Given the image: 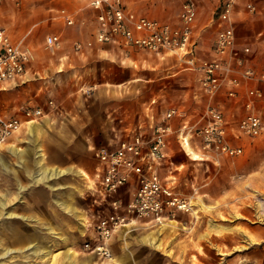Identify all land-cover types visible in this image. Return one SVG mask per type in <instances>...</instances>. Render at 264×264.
I'll list each match as a JSON object with an SVG mask.
<instances>
[{
    "label": "rangeland",
    "instance_id": "rangeland-1",
    "mask_svg": "<svg viewBox=\"0 0 264 264\" xmlns=\"http://www.w3.org/2000/svg\"><path fill=\"white\" fill-rule=\"evenodd\" d=\"M86 1L88 0H1L0 18L3 23L5 22L4 26L11 40L15 41L32 21L51 14L67 13ZM108 1L150 17L175 20L182 0ZM197 1L201 4V16H204L205 9L202 4L205 5V2ZM106 2L101 1L99 5L91 4L89 10H95V12L81 17L85 21L84 24L87 23L89 26L88 19L95 17L96 10ZM76 15H71V25L67 23L65 17L45 20L35 28L33 27L23 40L27 46L24 48L31 52L37 64L41 66L45 62L54 64L56 68L52 74L61 76L59 73H63V78L59 77L63 81L61 85L69 86L73 90L78 89L74 70L68 71L70 76H67L64 70L62 71L67 57H61L63 53L60 48L46 47L45 37L49 32L61 33V37L67 39L80 37V31L70 33L64 26H72L77 18ZM135 55L137 60L129 61L128 64L132 76V87H135L130 97L134 111L132 119H136L142 101L153 95L158 87L161 73L166 71L161 65L156 64L158 57L154 53L139 51ZM115 70L117 73V68ZM67 92L66 88L61 94H57L58 100L52 96L48 97L53 99L51 107L58 108V103L75 106L81 94L71 92L65 95ZM192 103L194 104V101ZM48 104L43 105L42 117L50 111ZM52 122L49 124L47 121L45 129L37 130V136L42 133L41 135H44L48 141V149L41 144L46 160L48 163L60 166L61 159H68L73 162L72 166L81 170L82 173L67 172L57 179L46 181L48 184L31 179L30 186L33 190L30 193L34 198L33 204L29 205L25 199L26 190L21 191L18 197V178L15 179L14 194L9 190L12 184V169L9 168L6 172L4 168L3 172L0 168V264H69V258L65 254L67 248L73 250L74 264H264V187H259L254 181V173L248 172L249 168L264 167V135L255 138L244 135L241 143L245 146V152L241 156L242 151L235 158L212 154V157L206 160L191 157V153H187L189 149H186L187 152L181 149L175 138L171 141L172 151L174 156L176 155L174 163L182 164L181 173L186 179L185 185L181 186L184 193L188 192L189 180L214 188H218L226 179H229V185L234 184L235 180L230 181L231 176L226 175L225 172L229 167L236 166L238 162V166L243 171L242 175L236 177L243 182V196L237 199L239 206L232 205L231 208L234 214L242 217V222L234 227L237 232L229 226L216 238L212 237L214 230L209 228V221L221 224L233 214L230 212L224 214L216 210L211 203H206L204 199L207 196L200 189L193 195L195 197L190 198L191 213L182 216V223L176 220L170 223L166 220L164 224L146 225L138 220L130 221L117 232L115 231L109 240L111 256L103 257L83 248L86 240H94L93 237H89L88 229L92 228L97 218L107 211L103 196L98 192L91 193L86 188L92 181L89 176L96 164L93 145H106L110 138H98V132L103 131L102 128L74 124L60 125L56 124L59 123L56 120ZM83 133L85 136H82ZM261 133L264 134V128ZM190 149L198 156L200 155L196 147ZM13 157V155L8 156V163L11 164ZM52 181L58 187H51ZM63 183H70L71 188H68L72 191L67 192L63 189L61 187ZM231 197L236 199L234 193ZM12 198H15V204L19 206L12 203ZM55 199H67L75 203V207L84 216L86 211L90 212L93 215L90 217L91 223H84L88 226L84 225L80 230L77 216L62 209ZM24 203L27 205L23 206ZM204 220L206 221L204 232L197 233V228L200 229L203 226ZM58 235L65 236L67 239L62 241Z\"/></svg>",
    "mask_w": 264,
    "mask_h": 264
},
{
    "label": "crops",
    "instance_id": "crops-1",
    "mask_svg": "<svg viewBox=\"0 0 264 264\" xmlns=\"http://www.w3.org/2000/svg\"><path fill=\"white\" fill-rule=\"evenodd\" d=\"M183 1L184 0L181 1V4ZM191 1L196 8V16L192 22L194 52L198 58H211L216 55L214 44L219 30L218 12L222 0H204L205 5H207L205 6L202 4V7L205 9L204 16H201V4L199 1ZM91 4L90 0H88L78 5L74 10L67 12L70 15H78H76L77 18H75V22L72 26H70V23V25H64L65 29L70 33H77L80 31V37L67 39L62 36L61 42L57 46L52 47L53 49L60 48L61 53H63L61 57H67L64 66H62V71L64 70L67 76H70L68 71L74 70L78 81V92L77 90L71 89L69 86L64 87L61 85L63 81L60 80L59 77L63 78V73H59L61 76L57 74L53 75L52 72L56 68L54 64L50 65L45 62L44 65L41 66L37 64L32 56L26 61L25 69L20 75L13 79L5 80L0 85V112L6 117L14 116L22 121V128L17 133L10 135L6 142L0 146V168H2L3 172L4 168H6V172L7 169H12V184L9 190L14 194L13 192L16 190L15 179L18 178V197H20L19 194L21 191L26 190L25 199L29 205H32L34 196L30 193L31 190H33V187L30 186V180L33 179L34 181V178L44 173L45 169L55 168L62 171L60 175L50 178L48 181L57 179L67 172L82 173L81 170L74 168L71 164L73 162L68 161V159H61L59 162L60 166L48 163L41 148V144H43L45 149H48V141L44 135H41L42 133L37 136V130L41 128L45 129L47 121L49 124L53 123V120H56V122H59L56 124L60 125L74 124L77 126L102 128L101 130L103 131L100 133L98 132V138H110L106 145H115L121 138L129 137L134 132L142 131L144 134L150 133L152 127L165 118V113L170 108H174L176 112L170 118L166 119L171 126V132L168 134L167 138L166 156L157 166L160 175L165 179L166 184L174 191L192 199V197H195L193 195H195L198 190L202 189L203 194L207 196V198L204 199L206 203H211L213 207H216V210L224 214H228L229 212L233 214L221 224L209 221V228L214 230L212 232L214 235L212 236L213 238L219 236L220 232L227 229L229 226L230 229L237 232V229L234 227L239 222H242V217L234 214L231 208L232 205L238 207L239 204L237 199L243 196V182L236 177L242 175L243 171V169L238 166V162L236 161V166L229 167L225 172L226 175L231 176L230 181L235 180L234 184L229 185V179H226L221 182L218 188H214L213 186L208 187L203 183H196L192 180L190 182L189 180L187 186L188 192L186 193H184L181 188V186H183L182 184L185 185L186 183V179L181 173L182 164L174 163L176 155L174 156L171 147L173 138L176 139L181 149H189V151L187 152L186 150V152L188 154L191 153V157L193 158L198 157L199 159L206 160L212 157V154L208 152L204 153L199 147L198 137H196L195 134H186L185 131L186 126H196L203 122L201 116L207 102L206 97L201 91L196 74L187 66L181 54L170 51L151 52L145 49H137L129 47L122 41H96L95 34L99 27L97 14L100 12L101 8L96 10L95 17L88 19L90 22L89 26L87 23L84 24L85 21L82 19L83 16H89L95 12V10H89ZM248 4H250L252 8L248 7ZM124 8L135 12L137 15L147 16L134 9L128 7ZM55 17H61V15L51 14L32 21L17 40L21 41L23 47H27L26 44L23 43V40L30 33L31 29L45 20ZM151 18L158 19L171 25L178 23V15L175 20L162 17ZM0 25H5V22L3 23L1 18ZM231 25L235 34V44L233 48L235 53L231 50H227L222 54V57L227 60L233 68L242 69L251 67L256 72L257 76L264 74V0H236L232 11ZM52 33L56 32H49L46 36ZM89 41H91V44H88ZM244 47H248L249 51H244ZM139 51L154 53L158 57L156 64L161 65L166 71L161 73L158 87L155 89L153 95L142 101L136 119L133 118V120L132 115L134 111L131 106L130 97L135 87H132V76L128 64L129 61L137 60L135 54H138ZM238 59L242 61L241 65L237 63ZM60 64L62 65L63 63L61 62ZM116 68L117 73L115 70ZM236 73V71L232 72L233 75ZM170 80H172V83H170ZM247 83L248 85L256 86L264 85V82L260 79L248 81ZM246 87L245 84H241L235 88L237 96H229L227 95L228 85L224 84L213 100L225 114V124L227 128L226 138L231 145L239 148V153L242 151L240 156L245 152V146L241 143L243 142L241 140L244 135L251 138L264 135L261 133L262 131L257 135H249L239 130V121L247 112L244 106V102L248 98L246 95ZM66 88L68 92L65 95H69L71 92H76L78 95L81 94L80 98L77 100V104L75 106H70L58 103V108H52V105L48 104V101L53 99H48V97L52 96L57 99V94H61ZM193 101L194 104L192 103ZM45 104L49 105L48 109L50 111L45 113L46 115L43 116L44 118L39 116L34 120L26 119V116L23 114V108L26 105H40L43 107ZM254 105L257 112L261 115L262 120H264V98L256 99ZM55 113L57 115L56 117ZM262 128H264V124H262ZM82 136H85V134L83 133ZM194 147L198 149L199 156L190 149ZM9 155L14 156L11 160V164L8 163ZM228 157L235 158L238 156ZM85 169L87 170V168ZM93 171L94 167L89 176L90 180L92 178L94 179ZM248 172L249 174L254 173V181L258 183L259 187H264V167L249 168ZM95 182L97 181H90L86 189L91 193L96 194V192H98L99 195L103 196L107 205L106 213H108L110 211L109 198L106 197L105 193L101 192V188H99ZM42 183L48 184L46 181H42ZM52 184L53 185L50 184L51 187H58L54 184V181H52ZM134 186L135 179L131 178L128 183L119 189V195L123 201L129 198L130 191ZM61 187L68 192L71 188V184L63 183ZM2 188H4V184H2ZM233 193L236 196L235 200L231 197ZM66 194L68 197V193ZM55 200L62 209L74 213L78 217L77 220L80 230L83 229L84 225L86 227L88 226V224L86 225L84 223L90 222V217L93 216L90 212L86 211L84 216L83 213L75 207V203L73 204L67 199ZM12 203L15 204V198H12ZM27 203H24L23 206H26ZM15 205L19 206V204ZM106 213L104 212L101 215ZM190 213V211L177 212L176 216L168 219V221L171 223L176 220L182 223V216L186 214L189 215ZM137 220L146 225H155L140 219ZM205 222L204 220L203 226L200 229L197 228V233L204 232ZM186 223L188 224V220ZM120 228H118L116 232ZM257 230L258 233H260V230ZM88 232L90 233H88L90 235L89 237L94 238V226L88 229ZM58 236L62 241L67 239L65 236Z\"/></svg>",
    "mask_w": 264,
    "mask_h": 264
},
{
    "label": "built area",
    "instance_id": "built-area-1",
    "mask_svg": "<svg viewBox=\"0 0 264 264\" xmlns=\"http://www.w3.org/2000/svg\"><path fill=\"white\" fill-rule=\"evenodd\" d=\"M16 1V0H11ZM100 6L97 14L98 30L95 40L98 42L122 41L129 47L145 49L151 52L170 51L181 54L187 66L194 71L201 91L206 97V105L202 113L203 122L196 126L185 127L186 134L198 137L199 147L203 152L215 156H235L239 148L231 145L226 138L225 114L214 103V97L222 85H228L227 95L237 96L236 87L245 84L248 98L244 102L247 112L239 121V130L245 134L257 135L262 131L261 115L257 112L254 101L264 98V85H248V81L260 79L264 82V74L257 76L251 67L242 69L233 66L222 57L227 50L233 53L235 34L231 25L232 11L236 0H222L218 12L219 30L216 36L211 58H198L194 52L192 22L196 16V8L191 0H184L178 12V23L171 25L145 15H137L108 0ZM93 4V3H92ZM248 7L252 6L250 4ZM67 23L72 22L71 15L61 12ZM225 24V25H222ZM61 42L58 33L45 37V46H57ZM91 44V41L88 42ZM249 51L248 47L243 48ZM31 58V52L21 45V41H12L4 26L0 25V85L3 81L13 79L25 69V63ZM239 65L241 60H237ZM233 71L237 73L232 74ZM48 103L52 105V100ZM176 110L170 108L165 118L157 122L150 133L137 131L129 137L121 138L115 145H93L96 159L92 181L101 188L109 198L110 211L101 215L94 225V240H86L83 248L103 257L111 256L109 240L115 231L140 219L149 224H160L174 218L177 212L192 209L190 199L174 191L160 175L157 166L166 156L168 134L171 126L166 121ZM23 114L27 120H34L43 114L40 105H26ZM22 128V121L14 116H4L0 112V146L8 137ZM185 134V136H186ZM135 179V186L129 198L123 201L119 189Z\"/></svg>",
    "mask_w": 264,
    "mask_h": 264
},
{
    "label": "bare ground",
    "instance_id": "bare-ground-1",
    "mask_svg": "<svg viewBox=\"0 0 264 264\" xmlns=\"http://www.w3.org/2000/svg\"><path fill=\"white\" fill-rule=\"evenodd\" d=\"M97 1H99V0H90V4L91 3H95V2H97ZM60 173H62V171L61 170H58V169H50V168H48V169H45L44 170V173H42L40 176H37V177H35L34 179L36 180V181H48L50 178H53V177H56V176H58ZM73 211V210H72ZM8 214H12V212H8ZM78 218V217H77ZM82 221V220H81ZM65 254H66V256L69 258V264H74V254H73V250H70V248H67L66 250H65Z\"/></svg>",
    "mask_w": 264,
    "mask_h": 264
}]
</instances>
